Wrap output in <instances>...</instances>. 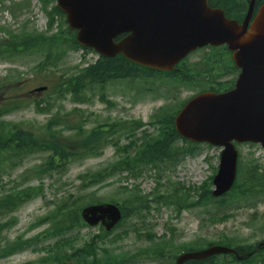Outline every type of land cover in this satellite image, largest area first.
Here are the masks:
<instances>
[{
	"label": "trees",
	"instance_id": "trees-1",
	"mask_svg": "<svg viewBox=\"0 0 264 264\" xmlns=\"http://www.w3.org/2000/svg\"><path fill=\"white\" fill-rule=\"evenodd\" d=\"M39 1L48 19L49 31L57 17L61 19L63 15L53 6L54 0ZM4 3L9 5L6 6ZM50 5L51 8L48 9ZM0 7L9 11L10 15L16 19L29 10L30 3L29 0H0ZM78 50L89 52L75 42L73 32L68 29L48 34L47 32L38 33L29 25V21L24 22L17 29L0 24V62L16 63L22 58L36 59L37 63L32 69L35 79L48 88L44 102L41 105L33 104L37 113H51L57 101L65 99L67 96H70V101L74 104H89L97 98L100 103L114 106L115 104L107 99L105 89L107 85L120 79L130 80L133 83L142 80L155 82L165 79L175 83V86H180L183 83L176 75L164 74L165 76H160L150 70L132 65L129 67L126 61L122 59L121 61L118 58L99 57L97 61L87 67L76 66L71 72L60 71L59 68L67 53ZM55 70L59 72L58 75ZM18 76L17 73L15 78L17 81L20 80ZM9 78L11 80H8ZM13 78V76H8L0 80V94H4L5 87L16 86V81ZM135 90L136 96L143 93L139 87H136ZM16 97L9 96L5 98V102L0 103V171H3L5 166L18 167L23 159L31 154L39 153L45 154V159L33 170L34 175L41 177L50 173H62L68 165L96 156L111 145L118 155L113 163L97 173H87L78 177L82 182L81 187H93L113 177L116 173L128 172L133 176H138L148 167L160 172L161 167L166 169L175 165L186 152H189L187 148L176 146L180 139L173 129V117L183 103L179 104V108L166 106L152 117L151 125L158 126L156 133L150 134L146 131L138 136L136 132L144 126L141 121H111L105 124L102 122L87 129L88 118H84L83 112L76 108L72 110L71 114L51 115L41 128L33 130L27 129L28 125L11 124L8 125L10 127L8 129L7 123L1 121V117L29 105L26 101ZM68 116H71L72 119L69 120ZM122 137L129 139L127 145L120 144ZM182 142L191 145L188 142ZM240 171L242 172V170ZM19 186L20 183H15L13 189ZM158 186L161 185L158 184ZM40 192L41 189L27 188L24 191L14 190L9 194L15 199L3 196L0 199V214L5 208L18 207L25 201L36 197ZM156 192L154 198L156 205L172 207L177 213L195 207L203 208L207 219L211 223H215L221 218L218 217V213L209 210L213 204L217 206L219 212L220 209L231 207L233 203L239 207L241 203H247L264 195V173H258L254 168L247 174L243 173L231 192L219 199H213L210 196L206 185L200 187L197 192L198 199L195 202L190 199L189 192L183 190L182 187L157 190ZM138 195L129 193L122 201L125 217L118 228L125 223L129 213L139 214L147 209L145 199ZM86 203L82 194H76L72 199H64L55 205L46 217L41 218L35 224V226L48 224L43 233V239L49 242L42 248L47 256L41 259L40 264H136L137 256L160 259L165 257L163 250H165L166 242L164 241L152 248L138 251L137 255L114 253L110 245L123 237L120 234H116L113 238H110L109 234L91 237L80 247H75L76 236H72L70 233L83 225L79 212ZM12 224L13 222L0 223V230L9 229ZM170 231L173 234L174 229L172 228ZM123 235L125 236L126 233ZM38 240L39 236L30 239L18 237L10 241H0V260L30 248ZM172 244V240L167 242L169 259L173 257L175 250H193L194 245L197 247L218 244L235 247L239 252L245 253L249 248H253L252 246L242 247L237 243V238L227 237L216 242H208L204 238H199L192 243L175 247ZM186 264H237V262L227 256H222L193 260Z\"/></svg>",
	"mask_w": 264,
	"mask_h": 264
},
{
	"label": "water",
	"instance_id": "water-1",
	"mask_svg": "<svg viewBox=\"0 0 264 264\" xmlns=\"http://www.w3.org/2000/svg\"><path fill=\"white\" fill-rule=\"evenodd\" d=\"M206 0H57L66 14L76 41L83 47L110 58L122 54L148 68L172 71L190 51L206 45H226L241 70L233 91L222 95L202 93L178 113L177 133L192 142L223 147L213 197L226 193L233 185L237 154L232 141H251L264 147V3L248 27L252 9L242 25L224 13L210 9ZM252 7L253 0L250 2ZM128 34L122 41L114 39ZM108 217L109 230L119 219L112 205L92 206L82 218L95 225ZM264 245V244H263ZM232 250L210 247L185 253L175 264L199 260Z\"/></svg>",
	"mask_w": 264,
	"mask_h": 264
},
{
	"label": "rangeland",
	"instance_id": "rangeland-1",
	"mask_svg": "<svg viewBox=\"0 0 264 264\" xmlns=\"http://www.w3.org/2000/svg\"><path fill=\"white\" fill-rule=\"evenodd\" d=\"M24 20H29L37 30H44L46 19L40 11L37 0H30L29 11L15 20L12 19L7 10L0 12V22L9 23L13 28L18 27ZM63 27L64 26H62V28ZM205 52L206 51L198 52L190 56L189 60H187V64L190 66L198 63L199 58ZM96 59L97 56L94 53L83 54L81 51L69 53L64 63L61 64L60 70L64 71L66 69L72 71L75 66L80 64H91L94 63ZM33 65L34 63L29 59L19 60L17 65L0 64V79L8 75L10 69H17L20 73L21 80L24 81L21 86H18L19 90L17 93L19 95H25L36 86L33 79H30L32 74L30 70ZM148 84L149 83L146 82V85L144 84L143 87L150 88V84ZM195 84L198 86L197 83ZM196 86L178 88L171 84H169L168 87L167 84L156 83L151 87L152 91L149 92L137 83L136 87L141 88L143 93L138 101H130L132 98L129 97V91L125 88H117L116 84H110L107 86L105 93L110 100L116 102V107L114 109L108 110L103 104L96 101L89 105L81 106L80 108L85 114L90 115L88 117V128L94 126L98 122H103L108 119H134L142 120V122L147 123L149 117L156 111L157 107L165 103L175 105L183 102L194 93ZM167 89H169L170 97L166 94ZM123 90L126 96L123 94V96L119 95V92ZM164 95L166 99L163 98ZM59 104L64 111H69L74 106L66 100L60 101ZM47 118V115H37L32 108H27L13 112L5 117L4 120L7 122V126L13 123H31L34 126H38L44 123ZM8 129H10L9 126ZM124 142L126 143V141ZM219 152L220 150L218 148L200 145L196 147L194 154H187L175 167L166 170L159 181L156 179L157 171L148 169L144 171L140 177H127L121 181L115 180L112 184L92 187L84 192L93 191L95 192L94 198L105 200L111 196H118L119 186L127 187L128 190H132L135 186H138L143 195H149L152 194L157 187V182L167 186L169 179L171 182L180 183L186 188H197L201 183L210 178L214 169L218 166ZM239 152L241 163L245 164L247 167L250 165V160H254L261 167H264V153L262 150H258L256 147L252 146H243L239 147ZM115 159L116 154L114 148L109 146L100 156L75 162L69 165L61 174L53 173L43 178L27 175L26 173L30 168L43 161L42 156L28 158L21 167L14 170H6L1 176L6 189H8L14 181H19L22 175H25L29 176L27 186L37 187L42 185V192L41 195L23 205L13 214L16 219V224L5 231L2 237L5 240H13L17 237L28 239L39 236V240L30 248L7 259L1 260L0 264H40L41 259L47 256V253L43 251L42 248H44L49 241H44L43 239L46 225L32 227L33 224L37 222L38 219L44 217L60 199L65 197V195L83 193L82 190L84 188L81 187L82 185L78 180L80 174L96 172ZM212 189L213 186L210 185V190ZM154 206V204H151V210L145 219L147 228L140 227V235L135 232H130L127 237L118 243L117 252H119V250L133 252L138 248L148 247L149 243L143 240V237L148 232L153 233L156 238L165 237L168 239L170 233L167 229L170 227L175 229L174 245L195 241L199 237L205 238L208 241H217L221 234L239 238H249L253 234L252 228L248 226L251 222L250 216L256 214L258 216L257 220H264V203L257 205L255 209L243 208L240 210L229 209V211H219L218 216H222L223 213H229L230 216L217 224H212L206 220V215L201 208L186 210L177 215L171 208H156ZM214 207L215 205L210 209ZM212 211H217V209ZM201 219L204 220L203 224ZM98 229V227H82L73 230L70 234L76 236L74 246L79 247L89 237L98 234ZM256 238L258 240L264 239V234ZM139 264L156 263L147 262Z\"/></svg>",
	"mask_w": 264,
	"mask_h": 264
},
{
	"label": "flooded vegetation",
	"instance_id": "flooded-vegetation-1",
	"mask_svg": "<svg viewBox=\"0 0 264 264\" xmlns=\"http://www.w3.org/2000/svg\"><path fill=\"white\" fill-rule=\"evenodd\" d=\"M228 3L226 6L229 10H231L234 16H239L241 14H245L248 9L249 0H224V4ZM256 2L254 4V9L256 10Z\"/></svg>",
	"mask_w": 264,
	"mask_h": 264
}]
</instances>
